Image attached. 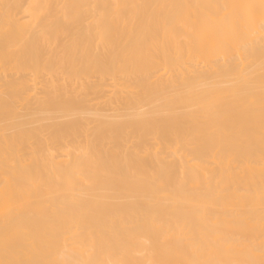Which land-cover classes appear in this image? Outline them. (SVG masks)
<instances>
[{
  "label": "bare ground",
  "instance_id": "obj_1",
  "mask_svg": "<svg viewBox=\"0 0 264 264\" xmlns=\"http://www.w3.org/2000/svg\"><path fill=\"white\" fill-rule=\"evenodd\" d=\"M0 264H264V0H0Z\"/></svg>",
  "mask_w": 264,
  "mask_h": 264
}]
</instances>
